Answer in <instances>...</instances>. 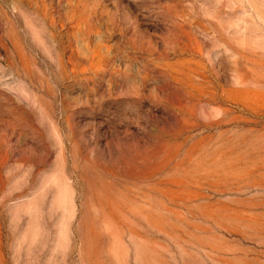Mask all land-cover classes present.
Instances as JSON below:
<instances>
[{
	"label": "rangeland",
	"instance_id": "1",
	"mask_svg": "<svg viewBox=\"0 0 264 264\" xmlns=\"http://www.w3.org/2000/svg\"><path fill=\"white\" fill-rule=\"evenodd\" d=\"M0 264H264V0H0Z\"/></svg>",
	"mask_w": 264,
	"mask_h": 264
}]
</instances>
